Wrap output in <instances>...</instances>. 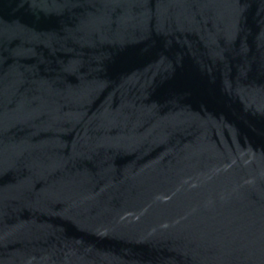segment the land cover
<instances>
[{"label":"water","instance_id":"95a60500","mask_svg":"<svg viewBox=\"0 0 264 264\" xmlns=\"http://www.w3.org/2000/svg\"><path fill=\"white\" fill-rule=\"evenodd\" d=\"M0 264H264V0H0Z\"/></svg>","mask_w":264,"mask_h":264}]
</instances>
